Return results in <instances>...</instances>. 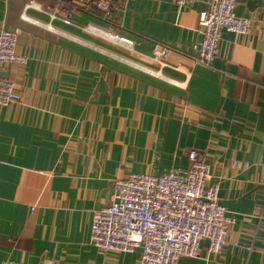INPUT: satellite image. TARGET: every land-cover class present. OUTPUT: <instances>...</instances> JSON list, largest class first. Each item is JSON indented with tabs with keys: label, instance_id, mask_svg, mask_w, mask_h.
<instances>
[{
	"label": "crops",
	"instance_id": "1",
	"mask_svg": "<svg viewBox=\"0 0 264 264\" xmlns=\"http://www.w3.org/2000/svg\"><path fill=\"white\" fill-rule=\"evenodd\" d=\"M208 2L121 0L110 29L137 54L83 29L109 27L97 10H73L65 23L50 19L51 0H0V29L17 30L27 58L0 64L20 94L0 105V264H138V247L91 243L93 213L111 201L114 178L184 171L191 149L231 222L219 253L202 239L177 264H264V0H235L249 29H222L205 66L194 45ZM154 41L171 47L164 79L112 55L153 67Z\"/></svg>",
	"mask_w": 264,
	"mask_h": 264
},
{
	"label": "built area",
	"instance_id": "2",
	"mask_svg": "<svg viewBox=\"0 0 264 264\" xmlns=\"http://www.w3.org/2000/svg\"><path fill=\"white\" fill-rule=\"evenodd\" d=\"M194 1L173 0L178 8ZM120 3L121 0H51L46 12L50 19L60 18L70 23L73 10H97L109 27L98 29L86 24L83 29L98 33L129 52L140 54L132 38L110 29L113 24L111 14ZM234 7L235 0H209L207 8L199 12L201 38L194 45L196 63L211 64L218 52L222 29L247 33L250 19L235 14ZM17 36V30L0 29V64L26 62V56L16 50ZM170 51L168 44L154 41L147 56L155 65L153 67L127 55H112L164 79L162 69L167 65ZM18 101L20 94L13 82L0 75V105ZM187 157L189 164L184 171L168 170L159 175L130 172L114 178L111 201L93 213L91 243L103 252H131L138 247V264H177L180 256H197L202 239L208 240V251L219 253L226 241L231 218L219 202L218 183H208L211 173L205 156L191 149ZM2 264L24 263L8 259ZM101 264L108 263L103 261Z\"/></svg>",
	"mask_w": 264,
	"mask_h": 264
}]
</instances>
